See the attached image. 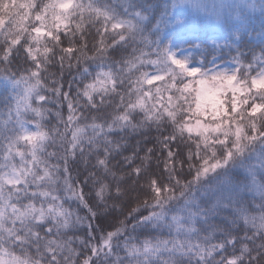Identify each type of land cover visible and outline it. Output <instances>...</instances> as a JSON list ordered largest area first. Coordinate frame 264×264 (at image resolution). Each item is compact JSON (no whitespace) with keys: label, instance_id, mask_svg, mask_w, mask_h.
<instances>
[{"label":"clouds","instance_id":"9594fccd","mask_svg":"<svg viewBox=\"0 0 264 264\" xmlns=\"http://www.w3.org/2000/svg\"><path fill=\"white\" fill-rule=\"evenodd\" d=\"M0 264H264V0H0Z\"/></svg>","mask_w":264,"mask_h":264},{"label":"snow or ice","instance_id":"6c2138e0","mask_svg":"<svg viewBox=\"0 0 264 264\" xmlns=\"http://www.w3.org/2000/svg\"><path fill=\"white\" fill-rule=\"evenodd\" d=\"M209 95L214 100V104L219 102V98L216 97L214 93H210Z\"/></svg>","mask_w":264,"mask_h":264}]
</instances>
